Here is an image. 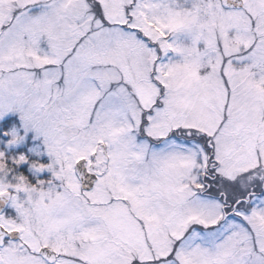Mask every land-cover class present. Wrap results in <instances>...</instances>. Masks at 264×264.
<instances>
[{
	"label": "snow or ice",
	"instance_id": "1",
	"mask_svg": "<svg viewBox=\"0 0 264 264\" xmlns=\"http://www.w3.org/2000/svg\"><path fill=\"white\" fill-rule=\"evenodd\" d=\"M0 264H264V0H0Z\"/></svg>",
	"mask_w": 264,
	"mask_h": 264
}]
</instances>
